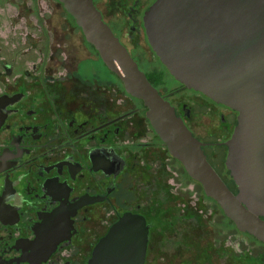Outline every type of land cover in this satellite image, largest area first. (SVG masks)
Here are the masks:
<instances>
[{"label":"flooded vegetation","instance_id":"af4514ba","mask_svg":"<svg viewBox=\"0 0 264 264\" xmlns=\"http://www.w3.org/2000/svg\"><path fill=\"white\" fill-rule=\"evenodd\" d=\"M91 1L227 185L219 170L237 113L176 81L156 56L144 17L157 0ZM11 8L0 31V264H90L119 223L145 227L142 264H264V243L200 194L143 101L125 92L63 6ZM134 247L115 249L128 257Z\"/></svg>","mask_w":264,"mask_h":264},{"label":"water","instance_id":"95a60500","mask_svg":"<svg viewBox=\"0 0 264 264\" xmlns=\"http://www.w3.org/2000/svg\"><path fill=\"white\" fill-rule=\"evenodd\" d=\"M57 1L125 92L143 101L153 130L185 173L239 232L264 243V0H157L144 17L149 45L170 75L237 113L225 161L236 193L209 165L200 142L150 85L92 1ZM2 107L0 101V127ZM124 236L136 246L128 257L115 249L126 244H121ZM145 243L143 224L132 232L119 223L99 243L90 264H142Z\"/></svg>","mask_w":264,"mask_h":264},{"label":"rangeland","instance_id":"374dc122","mask_svg":"<svg viewBox=\"0 0 264 264\" xmlns=\"http://www.w3.org/2000/svg\"><path fill=\"white\" fill-rule=\"evenodd\" d=\"M41 2H43V0H41ZM44 2H48V0H44ZM1 3H4V4L6 5V6L4 7V8H6V9L3 10V11L0 10V13H1V14H0V31H2L1 24H3V22H4L5 20L9 19L10 16H11V14L14 13L13 8H11V7H12V4H16V3H17V0H0V4H1ZM10 3H12V4H10ZM73 23L75 24V22H73ZM219 172H220V174L224 177L225 182L227 183L228 187H229L230 189H233V184H232V182H231V180H230V178H229V174H228L227 170H225V169H221V170H219ZM192 186H193V185H189V187H188V185H187V186L184 185V187H183V191H184V193L187 192V193L191 194L192 196H193V195H196V194H195L196 192H194V191L192 190V188H193ZM175 187H176V186H175ZM199 190H200V191H199L200 194H201V195H204L201 186H199ZM205 202H206L207 204L210 205V201L206 200ZM234 233H235V230H234ZM234 242H235V241H234Z\"/></svg>","mask_w":264,"mask_h":264},{"label":"trees","instance_id":"16d2710c","mask_svg":"<svg viewBox=\"0 0 264 264\" xmlns=\"http://www.w3.org/2000/svg\"><path fill=\"white\" fill-rule=\"evenodd\" d=\"M200 186V185H199ZM233 189H234V184H233Z\"/></svg>","mask_w":264,"mask_h":264}]
</instances>
